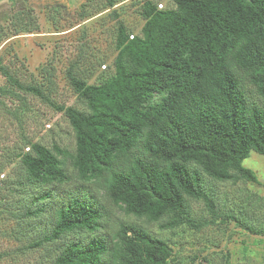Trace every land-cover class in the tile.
Instances as JSON below:
<instances>
[{
	"label": "trees",
	"instance_id": "obj_1",
	"mask_svg": "<svg viewBox=\"0 0 264 264\" xmlns=\"http://www.w3.org/2000/svg\"><path fill=\"white\" fill-rule=\"evenodd\" d=\"M174 2L160 9L146 1L141 34L119 26L114 74L87 83L68 73L88 112L57 108L75 132L76 175L96 187L94 195L80 189L57 201L45 189L70 178L60 148L33 143L18 155L25 183L42 187L25 214L37 217L38 202L52 209L32 244L57 245L51 264H169L172 247L144 225L120 220L106 231L99 197L127 214L166 219L164 229L200 228L189 199L217 214L206 177L259 181L244 161L252 151L264 155V0ZM24 89L43 96L34 86ZM226 217L264 234L234 214Z\"/></svg>",
	"mask_w": 264,
	"mask_h": 264
},
{
	"label": "rangeland",
	"instance_id": "obj_2",
	"mask_svg": "<svg viewBox=\"0 0 264 264\" xmlns=\"http://www.w3.org/2000/svg\"><path fill=\"white\" fill-rule=\"evenodd\" d=\"M146 1L160 9L175 8L174 0H0V264H51L58 251L54 243L32 246L52 215L49 201L37 203L35 209L42 207L37 217L25 214L42 188L25 183L18 156L31 152L33 143L62 150L59 157L70 178L45 185L53 190V199L80 189L94 195L96 187L90 184V189L76 175L75 132L57 107L88 112L70 83L69 71L87 83L114 74L119 26L131 36L141 34ZM28 86L44 97L25 90ZM252 96L261 101L255 92ZM244 165L256 173L258 182L206 177L217 214L203 200L189 199L200 228L164 229L166 219L149 221L127 214L99 197L108 214L106 231L112 232L120 220L144 225L172 247L169 264H264V234L251 233L226 217L234 214L242 223L264 229V155L252 151Z\"/></svg>",
	"mask_w": 264,
	"mask_h": 264
}]
</instances>
